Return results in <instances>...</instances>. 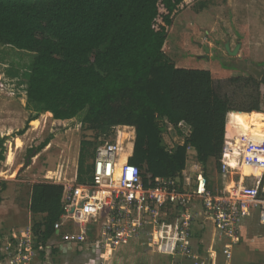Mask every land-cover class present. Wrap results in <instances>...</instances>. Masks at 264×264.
<instances>
[{"label":"trees","instance_id":"obj_1","mask_svg":"<svg viewBox=\"0 0 264 264\" xmlns=\"http://www.w3.org/2000/svg\"><path fill=\"white\" fill-rule=\"evenodd\" d=\"M195 1L0 0V46L31 55L24 94L34 114L29 112L11 136L26 133L43 114L51 118L47 137L27 151L25 167L68 130L108 136L119 127L120 146L133 150L128 163L137 168L146 190L180 178L188 149L203 169L211 160L219 169L228 120L233 112L261 115L264 84L250 75L214 80L209 71L177 68L164 55L172 21ZM180 125L188 128L187 135L171 147L164 145L168 126L181 137ZM257 126H250L247 142L264 146V130ZM7 139L0 134V162ZM100 143L80 142L74 183L91 181ZM63 170L59 164L54 184L29 188L27 210L39 217L31 226L33 249L40 254L45 249L60 254L55 241L62 223ZM259 174L244 167L243 176L252 185L263 182ZM0 186L1 194L6 182Z\"/></svg>","mask_w":264,"mask_h":264},{"label":"rangeland","instance_id":"obj_2","mask_svg":"<svg viewBox=\"0 0 264 264\" xmlns=\"http://www.w3.org/2000/svg\"><path fill=\"white\" fill-rule=\"evenodd\" d=\"M226 44L230 46V51H233L237 44H243V51H238L236 56L231 57L225 51ZM202 47H207L209 52L205 54ZM163 53L177 68L209 71L214 80L249 76L247 65L264 67V0H196L172 21ZM205 55L207 58H204ZM30 59V54L0 46V134L7 135L9 140L4 143V159L0 162V181L6 182V187L0 194V243L1 239L3 241L0 264H15L17 257L21 254L23 256L24 253L16 254L13 249H6L7 240L11 239L13 244L20 245L21 243L12 237L15 236L18 240L20 236H25L33 222L39 219L27 210L30 186L36 183L54 184L53 171L55 172L59 164L64 166L65 182H72L82 140L106 142L118 138V127H115L114 134L112 132L108 136L91 130L71 129L65 135L57 136L33 160L30 159L29 165L25 167L27 151L44 141L51 120L48 115L43 114L23 136H11L12 131L23 126L29 112L34 114L24 94ZM259 93L261 115L233 112L232 120L227 122L223 147L231 150L241 149L252 124H258L260 126L257 128L264 130L263 85L260 86ZM179 127L182 131L181 137L168 126L167 134L163 138L164 145L171 147L176 141L183 140L188 128L185 125ZM86 163H89V160ZM185 170L184 177L191 179L192 191L203 182L211 192L221 191L223 180L219 177L217 165L213 160L203 169L196 163L194 153L190 149L187 152ZM255 170H259V175L263 176V169ZM263 182L258 185L262 186ZM244 183L246 186H252L248 179L244 180ZM252 216L257 217V214L253 212ZM192 222L193 232L190 233L189 240L192 249L195 247L198 253L197 260L179 254L177 257L157 253L150 256L145 246H139V241L144 239L142 236L138 242L132 241L125 249L121 248L111 254L110 250H107L101 260H94L86 250L81 254L65 256L59 253L51 254L49 249H45L43 254L35 251L27 264H194L196 261L215 264L214 258L218 264L221 260L219 246L208 240L212 236L214 242H217L218 234L211 226L207 227L206 242L203 246L198 240L201 225L197 220ZM58 229L57 239L63 240L71 236L74 226L68 221H62ZM257 229L259 232L253 229L247 231L248 241L243 244L244 247L234 245V257L230 264H264V228ZM60 240L55 241V245ZM240 242H243V239L238 241ZM255 253H258V256H255Z\"/></svg>","mask_w":264,"mask_h":264},{"label":"built area","instance_id":"obj_3","mask_svg":"<svg viewBox=\"0 0 264 264\" xmlns=\"http://www.w3.org/2000/svg\"><path fill=\"white\" fill-rule=\"evenodd\" d=\"M247 141L245 138L239 150L223 147L218 169L223 187L219 192H211L204 182L192 191L185 172L180 178L161 180L155 189L146 190L137 168L128 163L132 155L119 163L116 137L100 143L91 162V181L60 184V218L74 229L71 236L58 243L57 250L65 256L86 250L94 260H101L107 250L111 254L144 236L139 245L151 255L179 254L197 260L189 238L192 221L199 217L218 234V241L213 242L219 244L222 257L218 264H230L243 219L255 212L264 226V182L262 186L260 181L246 186L242 173L244 167L264 170V146ZM12 238L21 244H13L10 239L6 249L24 253L15 264H27L35 253L31 228L20 239ZM213 261L216 264L215 258Z\"/></svg>","mask_w":264,"mask_h":264},{"label":"crops","instance_id":"obj_4","mask_svg":"<svg viewBox=\"0 0 264 264\" xmlns=\"http://www.w3.org/2000/svg\"><path fill=\"white\" fill-rule=\"evenodd\" d=\"M232 46V45H231ZM230 47V46H229ZM243 51V44H240V48H239V52H242ZM211 75H212V73H211ZM213 77V76H212ZM50 122H51V120H50ZM30 123V122H29ZM29 123H28V125H29ZM28 127V126H27ZM226 127H227V124H226ZM226 127H225V129H226ZM27 130V129H26ZM25 130V131H26ZM121 131V132H120ZM117 132H119V134L120 135H117V141H118V139L120 140V138H121V135H122V130L118 127V130H117ZM134 132V141H135V130L133 131ZM25 133V132H24ZM23 133V134H24ZM22 134V135H23ZM22 135H19V136H22ZM16 137H17V135H15ZM7 141H9L8 139H7ZM50 144V143H49ZM127 148V147H126ZM129 151H131L130 152V155H132L133 154V150L129 147ZM193 153V152H192ZM186 171V170H185ZM184 171V172H185ZM53 173H55L54 171H53ZM184 176H185V173H184ZM70 182V181H69ZM72 182H73V180H72ZM253 213V212H252ZM252 213L249 215V217H246V218H244L243 219V221H242V223H241V225H240V231H239V234H240V236H239V239H238V241H241L242 239H243V242H240V243H238L237 242V245H239V246H241V247H244L243 246V244L245 245V243L248 241L246 238H248L247 237V231L249 230V229H253V230H257L258 232H259V229H257V228H259V227H262V228H264V226H262V225H260V223L258 222V218L257 217H255V216H252ZM247 218H249V220H246ZM256 218H257V220H256ZM195 220H197L198 222H199V224L201 225V229H200V233H199V237H198V240H200L199 241V243L201 244V245H203L204 246V244H205V242H206V240H205V234L207 233V227H209V226H211V224L210 223H208V222H206V221H204L202 218H199V217H197ZM204 222H206V223H204ZM256 225H259V226H256ZM212 227V226H211ZM211 227H210V229H211ZM262 231V230H261ZM193 232V222H192V225H191V233ZM262 234L264 235V232L262 231ZM32 237H33V235H32ZM193 238V237H192ZM33 240H34V237H33ZM212 244H213V242H214V239H213V237L211 236V238L210 239H208ZM207 240V241H208ZM132 241H137L138 242V240L137 239H134V240H132ZM131 241V242H132ZM208 241V242H209ZM8 242H9V240H7V244H8ZM130 242V243H131ZM242 243V244H241ZM129 244V243H128ZM125 245V246H122L121 248L122 249H125V248H127V246H129V245ZM139 244H140V241H139ZM192 244V243H191ZM194 244V243H193ZM241 244V245H240ZM219 245V244H218ZM140 246V245H139ZM239 246H238V248H239ZM3 247V241H2V239H1V243H0V251H2L1 250V248ZM140 247H142V246H140ZM237 247V246H236ZM121 248H119L118 250H120ZM233 248H234V246H233ZM242 249V248H241ZM117 250V251H118ZM198 250V249H197ZM233 250V249H232ZM193 251H194V253H196V254H198L197 253V251H196V249H195V247H194V249H193ZM3 252V251H2ZM76 254V253H75ZM256 254H258V253H255V256H258V255H256ZM155 255V254H154ZM3 256V255H2ZM150 256H152L151 254H150ZM175 257H177V256H175ZM234 256H233V252H232V258H233ZM255 258H257V257H255ZM221 260L218 262V263H221L222 262V257L220 258ZM231 261H232V259H231ZM231 263V262H230Z\"/></svg>","mask_w":264,"mask_h":264},{"label":"water","instance_id":"obj_5","mask_svg":"<svg viewBox=\"0 0 264 264\" xmlns=\"http://www.w3.org/2000/svg\"><path fill=\"white\" fill-rule=\"evenodd\" d=\"M239 48H240V44H237L235 49H233V51H230L229 46L227 44L225 45V51L231 57H234L238 54ZM202 49L205 52V54L209 52V49L207 47H202ZM204 58H207V56L205 55ZM247 69L249 75H251L255 80H257L261 84H264V67L257 68L252 65H247Z\"/></svg>","mask_w":264,"mask_h":264},{"label":"bare ground","instance_id":"obj_6","mask_svg":"<svg viewBox=\"0 0 264 264\" xmlns=\"http://www.w3.org/2000/svg\"><path fill=\"white\" fill-rule=\"evenodd\" d=\"M120 132H121V131H120ZM117 135H120L119 132H117ZM118 143H119V149H118V160H119V163H124L125 160H126V158H127L128 156H130V152H131V151H129V147H127V148H122V147L120 146V140L118 141Z\"/></svg>","mask_w":264,"mask_h":264}]
</instances>
